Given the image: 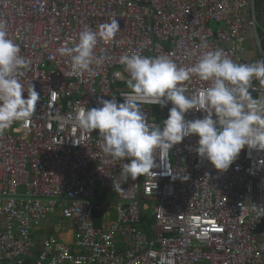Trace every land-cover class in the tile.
<instances>
[{"label":"built area","instance_id":"1","mask_svg":"<svg viewBox=\"0 0 264 264\" xmlns=\"http://www.w3.org/2000/svg\"><path fill=\"white\" fill-rule=\"evenodd\" d=\"M113 19L114 40L94 49L110 59L73 72L58 49ZM0 20L29 61L20 82L40 97L30 121L0 135V264H264V216L254 206H264V151L242 149L219 173L196 156L190 136L125 182L124 161L103 153L98 130L76 122L98 99L122 103L131 92L125 54L169 55L180 66L214 49L237 63L264 60V0H0ZM208 86L193 77L186 94ZM250 92L264 99V84L254 79ZM138 103L149 126L172 106Z\"/></svg>","mask_w":264,"mask_h":264},{"label":"clouds","instance_id":"2","mask_svg":"<svg viewBox=\"0 0 264 264\" xmlns=\"http://www.w3.org/2000/svg\"><path fill=\"white\" fill-rule=\"evenodd\" d=\"M119 30L116 19L101 24L96 31L85 26L74 46H63L58 52L70 58L73 72H90L94 64L110 59L94 54L98 41L111 43ZM119 62L129 75L131 92L122 96V103L115 97L98 99L100 106L81 109L76 122L85 132L98 130L103 153L124 161L122 181L152 172L157 167V154L167 158L175 145L190 136L198 137L196 156L219 173L233 165L242 149L264 151V99H254L250 92L254 79L264 84V60L237 63L222 49H214L190 66L178 65L169 55L135 53L122 55ZM28 67L19 45L9 38L6 22L0 20V135L14 122L30 121L36 111L39 94L32 85L28 91L20 82ZM193 77L209 82L194 97L186 94L185 87ZM149 98L161 108L172 105L162 124L146 123V113L138 101ZM189 112L203 116L189 120ZM112 188L121 190L120 181H112ZM254 206L257 215L264 216V206Z\"/></svg>","mask_w":264,"mask_h":264},{"label":"crops","instance_id":"3","mask_svg":"<svg viewBox=\"0 0 264 264\" xmlns=\"http://www.w3.org/2000/svg\"><path fill=\"white\" fill-rule=\"evenodd\" d=\"M47 229L48 230L44 231L43 235H45V233H47L48 231H51V230H49L50 229V226H48ZM65 237L69 239V237H67L66 235H65ZM117 243H118V247L119 248H123L124 247V245L122 243V238L121 237H117Z\"/></svg>","mask_w":264,"mask_h":264},{"label":"trees","instance_id":"4","mask_svg":"<svg viewBox=\"0 0 264 264\" xmlns=\"http://www.w3.org/2000/svg\"><path fill=\"white\" fill-rule=\"evenodd\" d=\"M94 221H95V223L98 225V224L100 223V218H99V216L96 217V218L94 219Z\"/></svg>","mask_w":264,"mask_h":264},{"label":"water","instance_id":"5","mask_svg":"<svg viewBox=\"0 0 264 264\" xmlns=\"http://www.w3.org/2000/svg\"><path fill=\"white\" fill-rule=\"evenodd\" d=\"M102 192H103V190H102V189H99V194H100V195L102 194Z\"/></svg>","mask_w":264,"mask_h":264},{"label":"rangeland","instance_id":"6","mask_svg":"<svg viewBox=\"0 0 264 264\" xmlns=\"http://www.w3.org/2000/svg\"><path fill=\"white\" fill-rule=\"evenodd\" d=\"M66 232L68 233L69 231L67 230Z\"/></svg>","mask_w":264,"mask_h":264}]
</instances>
